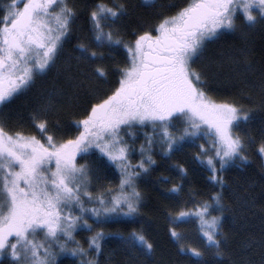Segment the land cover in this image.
Returning a JSON list of instances; mask_svg holds the SVG:
<instances>
[{"label": "snow or ice", "instance_id": "1", "mask_svg": "<svg viewBox=\"0 0 264 264\" xmlns=\"http://www.w3.org/2000/svg\"><path fill=\"white\" fill-rule=\"evenodd\" d=\"M145 4L152 6L153 0H145ZM0 11L4 13L0 16V104H7L37 75L55 65L78 12L68 0H11ZM125 15L126 5L115 0H97L88 11L95 46L113 50L122 47L128 61L126 66L113 69L119 79L111 94L91 103L84 118L74 122L82 129L79 135L58 139L59 128L48 120L46 107L33 116L34 126L43 139L21 133L10 135L0 126V257L8 259L9 264H52L49 248L53 244L74 257H87L90 251L99 255L103 233L92 236L87 249L72 237L81 221L84 228H92L83 214L90 212L97 222L120 215L134 218L142 200L136 180L142 173H149L156 163L151 146L158 142L163 155L168 156L185 144H195L203 135H211V144L198 145L196 158L207 166L209 183L220 191L206 200H194L191 210H181L174 219L195 215L201 224L205 247L214 249L217 257L223 255L219 238L221 217L212 213L223 212L225 180L220 173L236 160L246 161L242 155L245 141L235 135L234 129L240 122L248 121L250 113L234 103L210 99L203 72L193 64L207 42L235 33L237 21L249 29L257 24L264 26V0H192L174 15L159 14L156 24L133 31V39L127 41L119 30L105 31ZM77 50V60L93 65L85 79L106 80L109 69L97 63L103 61L104 53L84 43L78 44ZM181 117L185 127L177 135L172 121ZM149 125L154 135L147 137V153L142 146V159L133 168L128 163L129 148L121 132ZM93 147L99 151L97 159L105 167L114 164L119 168L120 184L117 195L108 200L99 197L96 203L100 207L88 209L81 196L92 201L86 191L90 170L87 165H79L77 157ZM258 151L264 155V144ZM176 171L182 178L187 175L180 165H176ZM180 190L181 186L174 185L168 191ZM69 206L78 208L81 215L73 216L70 210L65 214ZM40 233L44 240L37 242L35 237ZM171 236L181 239L174 230ZM62 237L64 243H59ZM69 243L77 246L69 248ZM125 244L149 252L153 247L135 232ZM181 251L185 249L182 247ZM187 251L194 257L203 256L196 248ZM80 264L97 262L81 259Z\"/></svg>", "mask_w": 264, "mask_h": 264}, {"label": "trees", "instance_id": "2", "mask_svg": "<svg viewBox=\"0 0 264 264\" xmlns=\"http://www.w3.org/2000/svg\"><path fill=\"white\" fill-rule=\"evenodd\" d=\"M8 2L0 0V8ZM68 2L76 7L78 16L55 65L37 75L11 102L0 104V126L10 135L21 133L43 139L34 126L33 116L46 107L48 120L59 128L57 138H74L80 132L74 122L84 118L91 103L110 95L118 86L119 76L113 69L126 66L128 57L122 47L113 50L95 46L88 11L97 0ZM115 2L126 5L127 15L115 25L106 27L105 31L119 30L127 41L133 39V31L156 24L159 14L174 15L191 0H153L152 6L146 5L145 0ZM3 14L0 11V16ZM80 43L104 53L103 61L97 63L109 69L106 80L85 79L93 65L77 60L80 55L77 45ZM193 67L203 72L208 96L217 102L234 103L250 113V119L240 122L234 129L235 135L245 141L242 155L246 161L236 160L220 173L225 180L221 201L223 212L212 213L221 217L222 236L219 238L223 255L217 257L214 249L205 247L201 224L195 215L174 219L181 210H191L194 200H206L209 195L220 191L218 186L209 183L207 166L196 158L200 151L198 145H208L211 139L208 135L206 138L202 136L195 144H185L168 156L156 146L151 153L155 165L136 180L137 191L142 197L139 214L134 218H108L105 222L89 219L91 230L81 229L75 233L82 240L93 232L103 233L99 255L90 251L87 260L94 259L97 264H264V155L258 151L264 144V26L257 24L249 29L237 21L235 33L207 42ZM137 129L138 136L146 143V130L144 127ZM135 134L133 139H128L129 142L138 138ZM99 155L90 149L77 159L79 164L88 166L91 186L106 189L117 183L118 174L113 164L105 167L97 159ZM176 165L182 166L187 175L182 178ZM163 177L168 180L163 181ZM174 185L181 186L178 193L168 191ZM172 230L180 235V240L171 236ZM133 232L143 235L152 244L150 252L126 246L125 241ZM86 245L81 246L87 248ZM182 247L185 251H181ZM189 248L200 250L203 256H192L187 251ZM0 264H9L8 259L0 257ZM55 264H80V260L65 253L56 258Z\"/></svg>", "mask_w": 264, "mask_h": 264}, {"label": "rangeland", "instance_id": "3", "mask_svg": "<svg viewBox=\"0 0 264 264\" xmlns=\"http://www.w3.org/2000/svg\"><path fill=\"white\" fill-rule=\"evenodd\" d=\"M10 2H11V0H9L8 3H10ZM191 2H192V0H191ZM191 2H190V3H191ZM8 3H7V4H8ZM190 3H189V4H190ZM21 7H22V5H21ZM57 11H58V9H57ZM50 23H51V26H52L53 28L56 26V25H55V20H54V19L50 20ZM209 98L212 99L210 96H209ZM212 100H213V99H212ZM213 101L216 102V103H222V102H217V101H215V100H213ZM223 103H225V102H223ZM177 121H178V122H177ZM177 121H176V120L172 121V123H173V125H174V127H173L172 130H173V132H174L175 134L179 135V133H180V132L183 130V128L185 127V123H184V118H183V117H181L180 119H177ZM178 124H179V125H178ZM176 125H177V126H176ZM138 127L140 128L141 126H137V127L131 128V129H125L124 131L121 132V137L125 140V142H126L128 148H129V153H128V163H130V164L133 166V168H135V166L138 165L139 162H140L141 159H142L141 151H140L141 147L143 146V147L145 148L146 153H147V150H148V148H149V145H148V143H147V139H146V143H145V139H143V140H144V141H143L142 138H141V136H138V134H139V133L137 132V131L139 130V129H137ZM177 127H178V128H177ZM144 129L146 130L147 137H151V136L154 135V133H153V129H152L151 125H149V126H147V127H144ZM80 131H82V129H80ZM135 133H137V137H138V138H136L135 140L131 141V142H133V143L135 144V146H133L132 143L128 141V139H131V138L133 139V138L135 137V135H136ZM158 133H159V129L156 130V134H155V135L158 136ZM8 134H10V133H8ZM78 135H79V134H78ZM27 136H28V135H27ZM30 136H33V135H30ZM206 136H208V135H203L204 138H206ZM207 139L209 140V138H207ZM210 140H212V137H211ZM210 140H209V143H208V145H207L206 147L210 146V144H211V141H210ZM144 143H145V144H144ZM156 146H157V147H160V144H159L158 142L155 143V144H153V145L151 146V153H152L153 150L156 148ZM90 149H94V150H96L97 152H99V151H98L97 149H95L94 147H93V148H90ZM90 149H89V150H90ZM158 149H159V151H160L161 147L158 148ZM161 152L163 153V150H162V149H161ZM99 154H100V153H99ZM78 164H79V163H78ZM79 165H82V164H79ZM113 166H114V168L116 169L117 174H118V180H117V183H116L115 185L111 186V187L106 188V189H95V188H93V187L91 186L90 181H89V183H88V187H87L86 191H87L88 193L91 194V196H92V201H89L87 196H83V195H82V196H81V200H82V203H83V205H84L85 208H88V209H91V208H99V207H100L99 204L96 203V200H97L99 197H103L105 200H108V199H110L112 196L117 195V194L119 193L120 170H119V168L116 167V165L113 164ZM53 170H54V165H53ZM0 175H2V173H0ZM88 180H89V178H88ZM136 188H137V186H136ZM69 210L72 212V215H73V216H80V215H81V212L79 211L78 208L71 207V206H69V209H65V214H67V212H68ZM83 216H84V219L87 220L88 224H91V220H92V221H96L95 218L92 216V214H91L90 212H89V213H85V214H83ZM114 217H127V216H122V215H120V216H113V217H109V218H114ZM89 219H91V220L88 221ZM92 223H93V222H92ZM81 229L86 230V231L89 230V229L83 227V221H81V226H79V227L76 229V231H74V232L72 233V237H73L74 241L79 242L81 245H82V244H87V241H88L92 236H95V235L98 233V232H95V233L93 232L92 234H88V235L86 236V240H82L80 237H76V236H75V233H76L77 231L81 230ZM35 239H36L37 242H41V241H43V240H44V234H43V233L38 234V235L35 237ZM85 241H86V242H85ZM59 243H64V238H63V237L61 238V240L59 241ZM80 244H79V245H80ZM76 246H77L76 243L68 244V247H69V248H75ZM86 246H87V248H88V244H87ZM87 248H85V249H87ZM49 250H50V252L53 253L52 264H55L56 258H57L58 256L67 253V252H65V253H64V252H61V250L59 249V247H57L55 244L51 245L50 248H49ZM77 258H78L80 261H81V259H86V257H77Z\"/></svg>", "mask_w": 264, "mask_h": 264}]
</instances>
